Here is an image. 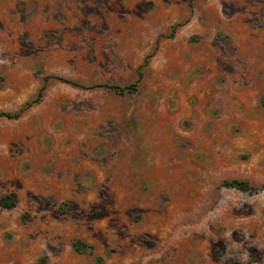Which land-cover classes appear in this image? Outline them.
Wrapping results in <instances>:
<instances>
[{
  "label": "rangeland",
  "instance_id": "374dc122",
  "mask_svg": "<svg viewBox=\"0 0 264 264\" xmlns=\"http://www.w3.org/2000/svg\"><path fill=\"white\" fill-rule=\"evenodd\" d=\"M42 87L0 264H264V0H0V112Z\"/></svg>",
  "mask_w": 264,
  "mask_h": 264
},
{
  "label": "trees",
  "instance_id": "16d2710c",
  "mask_svg": "<svg viewBox=\"0 0 264 264\" xmlns=\"http://www.w3.org/2000/svg\"><path fill=\"white\" fill-rule=\"evenodd\" d=\"M172 35V34H171ZM168 37H171L170 35ZM69 82V81H66ZM72 83V82H71ZM110 89H113L115 91H117L120 94H123L124 92H129V91H134L136 84H131L128 86H108ZM42 92H43V87L38 91L37 96L34 100L26 103L25 107L23 109H20L18 112L16 113H8V112H0V118H6L9 120H17L22 113L27 110L28 108H30L32 105L40 102L41 97H42ZM223 185L225 187L228 188H235L237 190L240 191H248L250 189V187L248 186V184L246 182H240L237 180H231V181H224ZM4 201L7 205H10V198L9 197H4ZM83 244L79 241H75L73 242L72 246L74 248L75 251L79 252L80 251V246H82Z\"/></svg>",
  "mask_w": 264,
  "mask_h": 264
}]
</instances>
